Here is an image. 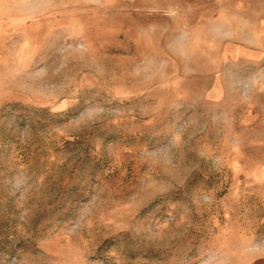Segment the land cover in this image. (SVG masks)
Instances as JSON below:
<instances>
[{
  "label": "rangeland",
  "instance_id": "1",
  "mask_svg": "<svg viewBox=\"0 0 264 264\" xmlns=\"http://www.w3.org/2000/svg\"><path fill=\"white\" fill-rule=\"evenodd\" d=\"M264 257V0H0V264Z\"/></svg>",
  "mask_w": 264,
  "mask_h": 264
},
{
  "label": "crops",
  "instance_id": "2",
  "mask_svg": "<svg viewBox=\"0 0 264 264\" xmlns=\"http://www.w3.org/2000/svg\"><path fill=\"white\" fill-rule=\"evenodd\" d=\"M250 264H264V257H260L258 259H255Z\"/></svg>",
  "mask_w": 264,
  "mask_h": 264
}]
</instances>
